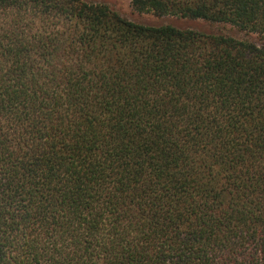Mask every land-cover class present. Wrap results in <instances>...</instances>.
<instances>
[{
  "label": "trees",
  "instance_id": "trees-1",
  "mask_svg": "<svg viewBox=\"0 0 264 264\" xmlns=\"http://www.w3.org/2000/svg\"><path fill=\"white\" fill-rule=\"evenodd\" d=\"M130 5L264 36V0ZM0 264H264V45L0 0Z\"/></svg>",
  "mask_w": 264,
  "mask_h": 264
},
{
  "label": "rangeland",
  "instance_id": "rangeland-1",
  "mask_svg": "<svg viewBox=\"0 0 264 264\" xmlns=\"http://www.w3.org/2000/svg\"><path fill=\"white\" fill-rule=\"evenodd\" d=\"M87 2L102 3L108 5L112 10L118 12L122 17L136 23H143L147 25H159L163 23H171L182 28H193L202 32H216L225 35H230L238 39H248L255 44L264 45V36L248 35L224 25L208 24L201 21H176L174 19H157L149 14H139L135 12L131 5L130 0H85Z\"/></svg>",
  "mask_w": 264,
  "mask_h": 264
}]
</instances>
